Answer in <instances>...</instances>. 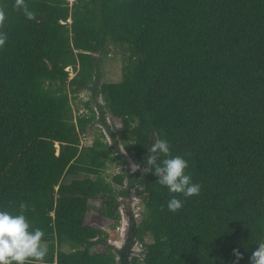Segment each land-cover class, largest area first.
<instances>
[{
	"label": "trees",
	"instance_id": "1",
	"mask_svg": "<svg viewBox=\"0 0 264 264\" xmlns=\"http://www.w3.org/2000/svg\"><path fill=\"white\" fill-rule=\"evenodd\" d=\"M25 4L34 21L15 0H0V210L44 232V264H117L107 234L85 216L100 199L96 214L119 222V198L136 185L144 213L130 238L143 256L130 264H249L251 246L264 240V0ZM110 44L127 53L119 82L100 77ZM86 88L103 101L98 118L79 98ZM96 119L112 144L101 130L81 144ZM161 139L201 187L198 197H178L174 214L168 190L144 174ZM122 145L142 173L124 166ZM107 163L124 166L111 181ZM98 244L106 251L92 253Z\"/></svg>",
	"mask_w": 264,
	"mask_h": 264
},
{
	"label": "clouds",
	"instance_id": "2",
	"mask_svg": "<svg viewBox=\"0 0 264 264\" xmlns=\"http://www.w3.org/2000/svg\"><path fill=\"white\" fill-rule=\"evenodd\" d=\"M14 7L21 9L27 20L34 21L35 14L29 11L25 0H15ZM6 16L0 9V26H3ZM7 42V37L0 32V48ZM151 155L146 159L148 167L144 174H154L158 177L157 184L166 188L172 198L167 203L170 213H177L183 207L178 197L190 199L198 197L201 192L199 184L193 183L192 177L187 174L188 162L182 157H173L167 140L155 142L148 152ZM133 172L139 171V165H133ZM44 232L32 229L24 215H13L0 210V264H44L48 255V247L42 244ZM138 247H142L138 244ZM238 257L241 253L234 249ZM249 264H264V240L251 246L248 253Z\"/></svg>",
	"mask_w": 264,
	"mask_h": 264
},
{
	"label": "rangeland",
	"instance_id": "3",
	"mask_svg": "<svg viewBox=\"0 0 264 264\" xmlns=\"http://www.w3.org/2000/svg\"><path fill=\"white\" fill-rule=\"evenodd\" d=\"M72 1V0H71ZM109 54L106 58H103V62L100 66V72H101V81L105 82H119L122 78V66L124 64V57L127 55L126 50L123 49V47H119L113 44L109 45ZM74 73L71 72V75ZM94 97V101L98 99V101H102L100 97L94 96V94L91 92L90 88L84 89L79 94L80 100H89L91 101V98ZM82 103L78 104L80 107V111L83 110V112H88L84 107L81 105ZM92 104V103H91ZM93 106V105H92ZM75 107V105H74ZM94 107V106H93ZM76 108V107H75ZM97 113V118L100 116V111ZM105 121L108 125L112 126V128H115L116 130L120 128L121 121L117 118L111 117V115L107 112H104ZM112 124V125H111ZM89 133L87 136L83 137L81 139V144L84 146H88L92 143L93 139L99 135V130L103 132L105 135L106 141L109 142V144H112V141L105 129V127L101 124L99 119H96L92 126L88 127ZM121 154L125 156L126 163L124 166H126L131 172H133V165H137L135 158L132 157V154H128L124 146H120ZM118 155V153H116ZM119 166L117 164H110L107 163L106 167L104 169L105 177L107 181H111V178L114 175L121 174L122 169L124 167ZM141 173L143 170H139ZM83 175L77 176V178H82ZM74 177H67L66 183H69ZM126 178V177H125ZM128 182L125 181V184ZM117 189H120L119 186L115 185ZM141 187L134 186L130 189L129 194L126 197H120L119 201L122 202V205L120 207V216L121 219L119 222H112L109 220H106L100 216H98L94 210V208L99 207L101 202L100 199L97 200H90L89 201V210L86 213L85 216V223L93 226L94 228H99L104 232V234H107L106 236L102 235V238L108 242V244L112 245L113 242L120 240L121 233L124 231L130 230V225L132 226L134 222L140 221L143 213H144V206L142 204L141 200ZM125 198V199H123ZM124 208L126 210H124ZM136 217V218H135ZM125 218L126 225L124 226L123 219ZM130 218L133 220L131 221ZM131 222H130V221ZM131 232V231H130ZM145 242H152L151 237H146ZM114 245V243H113ZM106 248L104 247V244H98L91 248V252H105ZM130 256H132V250L130 253Z\"/></svg>",
	"mask_w": 264,
	"mask_h": 264
},
{
	"label": "water",
	"instance_id": "4",
	"mask_svg": "<svg viewBox=\"0 0 264 264\" xmlns=\"http://www.w3.org/2000/svg\"><path fill=\"white\" fill-rule=\"evenodd\" d=\"M93 98L94 97L91 98V103L94 106L95 110L98 111L99 107L103 108V102L98 101V99L96 101H94ZM97 113H99V112H97ZM123 199H125V198H123ZM130 220L133 221L131 218H130ZM123 221H124V226H125L126 225L125 218L123 219ZM139 223H140V221L134 222L132 226L130 225V230H128L127 232L123 230V232L121 233V236H120V240H117V241L113 242L114 245L112 243L113 252L116 254V263L117 264H121L120 263L121 255H119V253H122L123 249L127 248L128 241H131L130 246H128V250L130 251V253H131V250H132V256H130V253L125 255L126 256L125 257L126 260H125V262L123 264H130V261H131L132 257L142 258L143 253H142V249L140 247H138L139 243L138 242L134 243L135 237L130 238V236H129L130 231L134 232L136 230L137 226L139 225Z\"/></svg>",
	"mask_w": 264,
	"mask_h": 264
},
{
	"label": "flooded vegetation",
	"instance_id": "5",
	"mask_svg": "<svg viewBox=\"0 0 264 264\" xmlns=\"http://www.w3.org/2000/svg\"><path fill=\"white\" fill-rule=\"evenodd\" d=\"M129 236H130V234H129Z\"/></svg>",
	"mask_w": 264,
	"mask_h": 264
}]
</instances>
